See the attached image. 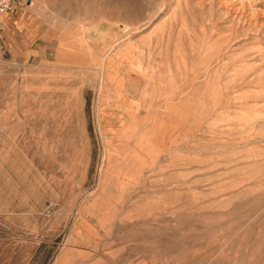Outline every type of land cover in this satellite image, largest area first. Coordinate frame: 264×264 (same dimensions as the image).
Wrapping results in <instances>:
<instances>
[{"label": "rangeland", "instance_id": "rangeland-1", "mask_svg": "<svg viewBox=\"0 0 264 264\" xmlns=\"http://www.w3.org/2000/svg\"><path fill=\"white\" fill-rule=\"evenodd\" d=\"M18 3L0 264H264V0Z\"/></svg>", "mask_w": 264, "mask_h": 264}, {"label": "built area", "instance_id": "built-area-1", "mask_svg": "<svg viewBox=\"0 0 264 264\" xmlns=\"http://www.w3.org/2000/svg\"><path fill=\"white\" fill-rule=\"evenodd\" d=\"M20 0H0V18L3 14L10 12Z\"/></svg>", "mask_w": 264, "mask_h": 264}, {"label": "crops", "instance_id": "crops-1", "mask_svg": "<svg viewBox=\"0 0 264 264\" xmlns=\"http://www.w3.org/2000/svg\"><path fill=\"white\" fill-rule=\"evenodd\" d=\"M20 7H21V4L18 3L16 4V6L13 8V10H11L10 12H7L5 14H3L0 18V25L1 27L2 26V23L4 24V22L6 21V19H9L11 16H14V13H18L20 11Z\"/></svg>", "mask_w": 264, "mask_h": 264}, {"label": "bare ground", "instance_id": "bare-ground-1", "mask_svg": "<svg viewBox=\"0 0 264 264\" xmlns=\"http://www.w3.org/2000/svg\"><path fill=\"white\" fill-rule=\"evenodd\" d=\"M228 1H229V0H228ZM239 1H240V0H239ZM245 1H246V0H245ZM226 2H227V1H226ZM226 2H225V3H226ZM233 2H234V1H233ZM241 2H242V1H241ZM235 4H236V3H235ZM242 4H245V3H242ZM242 4H240V5H242ZM223 6H224V5H223ZM232 6H233V4H232ZM232 6H231V7H232ZM240 7H241V6H240ZM240 7L238 6V8H240ZM238 8H237V9H238ZM233 9H234V8H233ZM242 9H243V8H242ZM244 9H245V8H244ZM238 11H239V10H238ZM242 11H243V10H242ZM232 12H233V11H232ZM252 12H253V11H252ZM259 13H260V12H259ZM252 14H253V13H252ZM251 16H252V15H251ZM139 67H140V66H139ZM141 68H142V67H141ZM118 115H119V114H118ZM126 116H127V115H126Z\"/></svg>", "mask_w": 264, "mask_h": 264}]
</instances>
